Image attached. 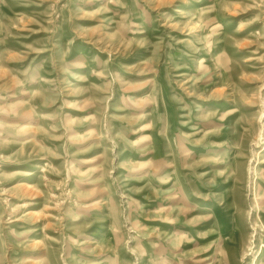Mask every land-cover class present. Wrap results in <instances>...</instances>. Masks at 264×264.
Returning <instances> with one entry per match:
<instances>
[{
  "label": "rangeland",
  "instance_id": "374dc122",
  "mask_svg": "<svg viewBox=\"0 0 264 264\" xmlns=\"http://www.w3.org/2000/svg\"><path fill=\"white\" fill-rule=\"evenodd\" d=\"M0 264H264V0H0Z\"/></svg>",
  "mask_w": 264,
  "mask_h": 264
}]
</instances>
